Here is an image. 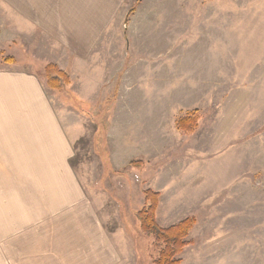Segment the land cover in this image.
<instances>
[{
    "label": "rangeland",
    "instance_id": "rangeland-1",
    "mask_svg": "<svg viewBox=\"0 0 264 264\" xmlns=\"http://www.w3.org/2000/svg\"><path fill=\"white\" fill-rule=\"evenodd\" d=\"M120 10L81 62L54 33L12 20L0 65L40 77L123 264L157 256L136 218L147 190L158 193L159 226L195 219L180 264H218L207 249L230 252L225 264H264V0H127ZM48 65L67 74L60 89L48 88ZM193 112L195 129L180 131Z\"/></svg>",
    "mask_w": 264,
    "mask_h": 264
},
{
    "label": "crops",
    "instance_id": "crops-1",
    "mask_svg": "<svg viewBox=\"0 0 264 264\" xmlns=\"http://www.w3.org/2000/svg\"><path fill=\"white\" fill-rule=\"evenodd\" d=\"M126 1L0 0V32L27 21L81 62ZM67 132L38 74L0 65V264H123L118 235L98 223L72 164L76 137ZM206 254L225 264L230 252Z\"/></svg>",
    "mask_w": 264,
    "mask_h": 264
},
{
    "label": "trees",
    "instance_id": "trees-1",
    "mask_svg": "<svg viewBox=\"0 0 264 264\" xmlns=\"http://www.w3.org/2000/svg\"><path fill=\"white\" fill-rule=\"evenodd\" d=\"M133 12V8L131 9ZM50 65L45 68L46 84L50 89H60L63 83L67 81V74ZM198 116L195 112L191 115L182 116L177 120V128L182 132H191L195 129ZM73 164V161H72ZM146 205L136 212V218L139 221L140 229L143 233L151 235L155 246H157V256L153 264H180L178 257L184 248L191 243L187 239L189 231L193 228L194 217L188 216L179 222L161 227L156 223L155 210L157 208L158 193L154 191H144Z\"/></svg>",
    "mask_w": 264,
    "mask_h": 264
}]
</instances>
